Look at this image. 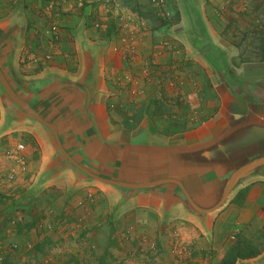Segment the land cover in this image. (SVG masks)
<instances>
[{
    "label": "crops",
    "instance_id": "obj_1",
    "mask_svg": "<svg viewBox=\"0 0 264 264\" xmlns=\"http://www.w3.org/2000/svg\"><path fill=\"white\" fill-rule=\"evenodd\" d=\"M126 1L113 0L111 5H124ZM166 1L172 21L135 33L149 35L155 31V35L166 36L167 41L159 40L162 44L155 45L145 36V41L134 42L138 55L127 58L124 53L134 45L127 36L122 42L115 30L106 34L104 29L99 37H92L87 30L60 28V37L53 45L49 43L45 53L51 55L52 64L39 70L36 62L31 61L26 70L25 64L20 66L18 60L26 31L17 18L16 5L20 1L2 0L0 63L6 64L7 57H12L16 75L30 92L25 97L43 116L54 121L61 144L78 162L95 164L100 173L128 180L142 179L150 173L152 177H160L165 171L177 169L194 200L205 206L215 200L234 163L233 159L221 158L218 152L221 142L231 132L245 127L247 117L264 125V56L247 57L239 52L241 45L232 41V34L239 28L264 30L261 25L264 9L260 5L264 0H249L252 13L250 9L236 8H245L244 2L248 0H209L213 3L208 6L204 0ZM92 5L89 3L80 10L83 20H88ZM110 12L109 28H112L118 17L115 10ZM81 32L86 38L78 44L76 40L73 42L71 34ZM150 60L158 64L164 77L143 74L142 69ZM132 62V66L138 63L141 68L133 71ZM141 77L159 79L162 85L151 89L149 83L140 81ZM65 79L86 82L91 103H86L83 88L70 85ZM121 83H127L130 90H121ZM136 83L145 90L136 93L137 99L132 100V87ZM154 96L165 98L154 104L148 100ZM4 123L2 119L0 126ZM14 123L30 124L25 130L39 143V147L29 142L24 145L29 168L25 166L23 171L31 170L32 177L24 189H14L18 194L14 193L11 206L0 208L3 210L0 214L13 209V218L18 221L11 228L14 229L11 235L24 250L23 253L17 250L18 261L30 264L38 256L34 243L37 246L42 236L52 230L50 224L45 225L48 220L70 219L79 214L82 221L87 216L79 234L95 224L99 227L101 189L108 195L109 209L124 212L130 223L136 217L143 224L147 219L151 222L155 214L172 220L170 227L182 220L186 226L196 228L217 251L211 264L224 258L235 236L246 239L264 236V175L254 174L244 179L219 209L201 218L184 208L171 187L162 189L163 192H138L121 204L119 193L110 185L77 176L44 127L12 118L5 123L7 128L3 132L14 129ZM38 148L40 154L35 151ZM90 195L91 201H87ZM161 228L164 230L165 226ZM97 229L91 234L92 242L99 248ZM2 235H6L5 231ZM65 251L64 264H68L71 255ZM257 251L243 254L234 264H264V240ZM98 254L96 262L100 258ZM94 261L92 256L93 264Z\"/></svg>",
    "mask_w": 264,
    "mask_h": 264
},
{
    "label": "rangeland",
    "instance_id": "obj_2",
    "mask_svg": "<svg viewBox=\"0 0 264 264\" xmlns=\"http://www.w3.org/2000/svg\"><path fill=\"white\" fill-rule=\"evenodd\" d=\"M1 1L2 0H0V3ZM19 1L20 4L16 5L19 7V9L16 8V10H18L17 18L26 26V31L23 35L24 43L22 46L24 49H22L18 60L20 66L25 64L26 70H29L28 67L30 66L28 65L31 61L36 62V69L39 70L45 69L52 64L50 63L51 61L49 62L50 58H46L45 53L47 52L49 43L53 45L55 39L60 37V28L68 27L70 30H87L89 31V36L92 33V37H99V32H103L104 29L107 30L106 34H109V30H115L118 32L119 39L122 40V42L124 37L127 36L130 39L129 43H133L132 45L134 46H131L130 50H126V53H124L127 58H132L138 55V50H136V44L134 42L137 40L145 41V36L149 37L151 40L150 42L155 45L164 43L159 41L161 39L162 41H167L166 36L162 37L155 35V31L152 33L149 31V35L141 33L138 36L135 35L136 31L141 30L144 32V29L149 30L151 27L157 28V26L167 25L172 21L169 16L170 14L167 13L170 11L167 7L168 1L166 0H140L136 2L135 0H127V3L125 2L124 5L119 3L118 5L115 4V7L111 5L113 4V2H111L113 0H94L95 3L91 0ZM211 2L213 3V1L209 2V0H204V5L208 6ZM89 3L93 4L91 11L89 12L87 10L89 18L88 20H83L82 17H80L82 15V11L80 12V10H83ZM244 3H247L245 4V8H236L242 11L250 9L252 13L250 1L248 0ZM214 4L217 5L218 3L215 2ZM260 5L264 9V1ZM234 6L236 5L234 4ZM109 9L111 11L115 10L118 17L115 26H112V28H109V26L112 25L109 18V15H111ZM1 11H3V8L0 9V12ZM258 15L261 16L262 13ZM100 16L105 17L100 18ZM8 19H10V17H8ZM257 23L259 24L260 20ZM261 25L264 24L261 22ZM91 28H93L95 32ZM71 35L73 36L71 37L73 42L76 40L77 44L80 43L82 39L86 38L82 32L81 34L75 33V35ZM102 35L104 36V34ZM232 41H236L234 43L238 46L241 45L239 52H244L247 57L264 56V30L253 32L252 28L249 30L239 28L232 34ZM254 43L256 44L253 45ZM255 47L259 49L254 50ZM26 49H28V51L24 54ZM159 50L161 51V49ZM74 54L76 53L74 52ZM22 56H24V58ZM132 65L133 62L130 63V68L132 70L134 67L133 71L141 68L138 63L134 66ZM157 65L156 62L150 60L148 66L146 65L143 67V74L147 75L150 73V75L158 78L164 77V75L160 74L163 71L158 70L159 68ZM21 72L23 71L20 69V73ZM141 78L140 81H143L145 84L149 83L151 89L162 85V83L158 81L159 79H152V77ZM126 88L130 90L127 83H121L120 89L125 90ZM132 90V100H134L137 99L134 98L138 95L136 93L143 92L145 89L144 86L142 87L136 83L135 86L133 85ZM163 98L165 97L156 98V96H154L150 97L148 100L154 101V104H156ZM2 119H5V109L0 100V121H2ZM5 123L3 126H0V208L6 204L11 206L13 197H16L15 195L18 194L14 189L16 187H19L18 190L21 188L24 189L26 181H30L32 177L31 170L23 171L25 166L29 168L27 152L25 148H16L17 145L19 143L25 145L29 142L33 143L35 147H39V143L35 142V136L25 130L27 128L26 126L30 124L26 126H17L16 123H14L12 124L16 125L14 129L4 133L3 130L7 128ZM35 151L40 154V149ZM97 187L98 186H94L96 189ZM13 190L14 192H12ZM101 193L102 194L98 196L101 211L98 220L100 226L97 227L95 224L94 227L89 229L87 227L85 231L83 230L82 234H79L81 231L80 227H82L87 216L84 217V221H82L79 214H77V217H72L70 219L63 217L48 220L45 222V225L47 227V225L50 224V226H48L52 230L42 236L43 238L37 242V246H35L34 243V247L39 254L33 257L30 264H50V261L51 264H64L65 250V253H68L71 257L73 256L67 260L68 264H93L92 256H95L94 264L212 263V256L217 251L214 249L213 244L208 242L204 234L199 232L196 228L194 230V227L186 226V223L182 220H178L170 227L169 224L172 225V220H168V218L164 216L159 218V216L155 214L151 222L147 219L143 224L142 220H138L136 217V219H133L132 223H130L129 217L123 215L124 212L117 213L112 207L111 210L109 209L110 204L108 203V195L106 193L103 194L102 189ZM34 197L35 196L32 195L31 199H34ZM91 198V195L90 197L87 196L86 200L91 201ZM2 211L3 210H0V213ZM89 211L91 210L89 209ZM89 211L87 213H89ZM13 216V209L12 211L6 212V214H0V264H27L25 260L22 262L18 261L17 250L21 249L20 251L22 252L23 249L19 248V242L11 235V233L14 232V229L11 228L14 227V225H18V221L14 220ZM133 216L135 217V215ZM163 225L165 226L164 230L161 228ZM94 228H98L96 234L98 236L97 238H99V248L96 247L95 242H92L94 236L91 234V231L94 230ZM3 231H5L6 234L4 236L2 235ZM262 239L264 240V236L261 238L260 235L256 239H246L244 236H235V239L232 240L234 242L230 245L228 250L231 249L233 252L238 251L241 254L255 253L258 252V247L262 245ZM97 253L100 255L98 262H96ZM79 254L86 257L80 258Z\"/></svg>",
    "mask_w": 264,
    "mask_h": 264
},
{
    "label": "water",
    "instance_id": "obj_3",
    "mask_svg": "<svg viewBox=\"0 0 264 264\" xmlns=\"http://www.w3.org/2000/svg\"><path fill=\"white\" fill-rule=\"evenodd\" d=\"M70 85L81 87L86 92V103H91V91L84 81L65 79ZM28 86L16 75L11 56L6 64L0 63V100L5 109V121L21 118L28 122L40 124L52 137L59 153L64 155L76 175L89 181L110 185L119 193L121 204L138 192H148L169 188L177 192L184 208L198 217L214 212L227 200L230 193L246 178L254 174L264 175V125L250 118H245L247 125L239 132L230 133L221 142L218 152L221 158L233 159L234 163L228 175L224 178L215 200L209 205L201 206L188 191L184 178L177 169L165 171L160 177L143 176L142 179L128 180L117 176L106 175L96 170L95 164H82L61 144L57 126L54 121L43 116L40 111L25 97L29 94ZM255 119V118H254ZM256 120V119H255ZM232 164V163H231ZM174 171V172H173Z\"/></svg>",
    "mask_w": 264,
    "mask_h": 264
},
{
    "label": "trees",
    "instance_id": "obj_4",
    "mask_svg": "<svg viewBox=\"0 0 264 264\" xmlns=\"http://www.w3.org/2000/svg\"><path fill=\"white\" fill-rule=\"evenodd\" d=\"M242 255L243 254L239 253L238 251L233 252V250L231 251V249H229L226 252L224 258H222L217 264H234L236 259Z\"/></svg>",
    "mask_w": 264,
    "mask_h": 264
},
{
    "label": "built area",
    "instance_id": "obj_5",
    "mask_svg": "<svg viewBox=\"0 0 264 264\" xmlns=\"http://www.w3.org/2000/svg\"><path fill=\"white\" fill-rule=\"evenodd\" d=\"M50 57H51L50 54H46V58H47V59L50 58ZM17 148H18V149H24V145H23L22 143H19V144L17 145Z\"/></svg>",
    "mask_w": 264,
    "mask_h": 264
}]
</instances>
